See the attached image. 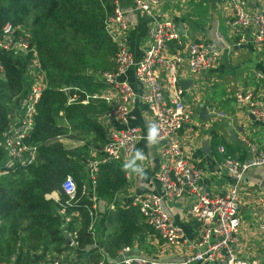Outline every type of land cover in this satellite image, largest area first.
Returning <instances> with one entry per match:
<instances>
[{
	"label": "built area",
	"instance_id": "1",
	"mask_svg": "<svg viewBox=\"0 0 264 264\" xmlns=\"http://www.w3.org/2000/svg\"><path fill=\"white\" fill-rule=\"evenodd\" d=\"M185 0H133L136 10H140L151 18L148 41L141 60H136L128 47L130 26L126 19V10L119 0H114L113 13L105 22V30L116 46L114 69L91 74L96 81L104 83L107 92L86 93L83 99L79 94L69 96L68 103L89 104L94 99L111 101L115 95L117 104L100 120L106 129L105 144L97 159L90 158L87 166L90 172L88 186L84 191L95 189L102 164H124L137 150L141 138L139 127L126 125L123 128L108 127L111 121L127 124L132 105L137 100L126 76L129 69H134L135 77L143 85L141 97L148 104L153 122L161 129L160 143L163 161L157 173L162 191L160 193H144L137 199V207L144 222L169 245H182L186 254L181 259H157L153 256L138 254L132 246L124 247L119 257L108 260L103 254L96 264H260L257 259H249L240 253V231L242 228V182L248 171L254 167H264V149L249 143V156L240 158L229 155L224 145L218 152L224 155L223 165L228 176L225 191L213 194L205 182V170L184 151L182 131L191 120V113L186 102V91L180 85L179 70L186 64L193 74L199 75L215 68L220 59V52L207 42L192 43L186 54L174 53L165 55L172 43L182 45V33L174 16L158 17V9L163 4H179ZM233 19L231 24L237 29H248L253 41L264 46V13H254L246 0H230ZM17 29L10 22L0 30V49L21 55H32V70L36 74L35 81L24 93L12 97L8 102V127L4 132L3 146L7 152V162L0 165V179L8 175L14 165H29L38 159V147L28 143L27 138L35 126L37 105L44 90L48 87V75L42 67L39 55L33 46L28 30L16 34ZM246 41L244 35L241 39ZM165 69L164 78L160 67ZM5 71L0 62V74ZM63 90L69 92L70 88ZM237 104L256 120L264 125V100L258 99L254 92L236 93ZM226 116L225 113H219ZM68 196L59 213L64 219V228L72 220L67 213V205L77 201L78 185L69 174L63 184ZM48 197L50 194L47 195ZM47 197V198H48ZM188 198L190 205L187 216L199 224L196 237L188 238L183 227L177 225L168 211L170 204L178 199ZM50 199V198H49ZM94 199V198H93ZM264 207V196L260 198ZM112 207H114L112 203ZM97 204L94 203L90 214L92 230L97 220ZM78 216V212H74ZM264 229V218L260 221ZM94 233V232H93ZM70 237L69 247L60 253H51L40 263L27 264H74L81 261L78 230L66 232ZM97 242H94V247ZM98 249V248H97ZM0 264H26L18 255L1 259ZM94 264V262L92 263Z\"/></svg>",
	"mask_w": 264,
	"mask_h": 264
},
{
	"label": "trees",
	"instance_id": "2",
	"mask_svg": "<svg viewBox=\"0 0 264 264\" xmlns=\"http://www.w3.org/2000/svg\"><path fill=\"white\" fill-rule=\"evenodd\" d=\"M113 2L0 0V30L8 22L17 29L16 34L28 30L49 78V85L37 105L35 126L27 138L28 143L38 147V159L29 165L15 164L14 169L0 179L1 259L14 254L26 264L40 263L46 260L47 254L70 248L66 232L75 230H78L80 248L88 251L94 264L103 254L112 260L110 256L135 241L153 253V249H148L147 236L155 230L144 222L138 207L121 208L115 215L100 207L101 201L109 204L127 185L120 164L100 167L96 190L100 218L89 230L93 200L87 193L82 194L89 153L85 147L67 149L60 141L69 131L58 124L61 118L84 134L100 130V125L90 116L91 104H68L69 96L62 89L70 88L71 96L79 94L82 99L87 92L103 88V84L88 72L96 74L114 69L116 46L105 30V22L113 13ZM0 62L5 67L0 74V165H4L7 162L3 139L8 127V102L13 96L24 94L35 81L36 74L32 70L31 54L0 49ZM227 150L228 154L233 152L228 147ZM69 174L77 181L78 200L66 206L72 220L64 228L59 209L68 200L62 184ZM54 192L59 194V201L47 198ZM94 231L101 236L102 250L94 247Z\"/></svg>",
	"mask_w": 264,
	"mask_h": 264
},
{
	"label": "crops",
	"instance_id": "3",
	"mask_svg": "<svg viewBox=\"0 0 264 264\" xmlns=\"http://www.w3.org/2000/svg\"><path fill=\"white\" fill-rule=\"evenodd\" d=\"M119 1L126 10V19L130 26L127 38L128 47L133 57L137 61L141 60L148 41L151 18L142 11L136 10L133 0ZM246 1L254 13H264V0ZM157 15L160 18L174 16L178 25L182 26L180 31L183 36V44L172 43L168 47V51L165 52L166 56L174 53L186 54L192 43L201 41L207 42L220 52L217 66L199 75L193 74L186 64L182 65L179 70V80L180 83L193 80L192 86L185 90L186 102L191 113V120L185 124L182 131L185 154L203 167L205 170L204 180L209 185L210 191L213 194H222L229 178L223 165L224 155L218 152V147L224 145L226 149L228 147L231 151L233 150V152L229 151V154L240 158L249 156V143L264 149V125L259 123L255 116L242 109L236 101V93L249 91L254 92L258 99L264 100V46L253 41L248 29H237L231 24L233 13L230 0H185L175 5L163 4L159 7ZM244 35L246 41L242 42L241 39ZM159 69L164 78V67L161 66ZM126 78L137 93V100L132 105L127 124L111 121L108 123V127L115 129L123 128L126 125L139 127L141 138L138 141L137 149L144 151L146 160L138 163H142L146 178L125 174L126 187L120 189L109 204L103 201L99 202L102 210L106 209L107 212L114 215L118 214L121 208L137 207V199L140 195L162 191L157 180V173L163 161L162 144L159 142L153 147H146L147 124L153 122L150 108L141 97L143 85L137 81L133 68L129 69ZM102 84L103 88H99L93 93H99L100 90L107 92L105 84ZM67 94L70 96V91ZM117 102L118 98L115 95L111 101L105 99L90 101L92 111L90 116L100 125V130L90 131L89 134H84L79 128L73 129L71 123L66 119L61 118L58 121L60 126L69 129L68 133L60 138L65 148L85 147L89 153L85 162L82 194L87 193L92 198L93 204L97 205V187L94 193L91 188H89L90 191L83 193L84 186H88L90 179L87 162L90 158H99L107 135L100 120ZM201 106L205 107L209 114L214 113V115L210 118H200ZM219 113H225L226 116ZM60 115H63V112ZM120 165L123 167V164ZM262 196H264V167H254L244 177L241 187L243 215L240 253L249 259H257L260 264H264V229L260 227V221L264 218V207L260 203ZM48 198L60 200V196L56 192L51 193ZM112 203L114 207H112ZM189 205L188 198H181L170 204L168 211L175 223L183 227L186 236L192 239L198 234L199 224L187 216ZM245 215L257 218V226L253 222L249 223ZM99 218L100 214L97 211L96 222ZM94 233L96 247L102 250L101 236L95 231ZM147 244L149 249H153L152 254L141 247L142 245L138 241L129 246H132L138 254H151L150 256L157 259H181L186 254L185 247L169 245L156 231L147 236ZM121 250L116 252L115 256L108 254L109 259L118 258ZM79 252L80 259L85 253L88 254V251L82 248ZM93 262V258L88 254V262L82 261V264H92Z\"/></svg>",
	"mask_w": 264,
	"mask_h": 264
},
{
	"label": "clouds",
	"instance_id": "4",
	"mask_svg": "<svg viewBox=\"0 0 264 264\" xmlns=\"http://www.w3.org/2000/svg\"><path fill=\"white\" fill-rule=\"evenodd\" d=\"M161 129L158 123L149 122L147 124V135L146 147H153L157 145L160 141ZM146 160V155L143 150L137 149L133 152L131 157L127 159L123 164V171L126 175H136L142 178H146L145 169L142 166V163Z\"/></svg>",
	"mask_w": 264,
	"mask_h": 264
},
{
	"label": "water",
	"instance_id": "5",
	"mask_svg": "<svg viewBox=\"0 0 264 264\" xmlns=\"http://www.w3.org/2000/svg\"><path fill=\"white\" fill-rule=\"evenodd\" d=\"M179 28L182 29V26H179ZM192 84H193V80H190V81H182L180 83V85L182 86V88L184 90H187L188 88H190L192 86ZM200 112H201L200 113V118H202V119L210 118V117H212L214 115V113L209 114L206 111L205 107H203V106H201V111Z\"/></svg>",
	"mask_w": 264,
	"mask_h": 264
},
{
	"label": "rangeland",
	"instance_id": "6",
	"mask_svg": "<svg viewBox=\"0 0 264 264\" xmlns=\"http://www.w3.org/2000/svg\"><path fill=\"white\" fill-rule=\"evenodd\" d=\"M113 43V42H112ZM114 56H115V54H114ZM113 62H114V57H113ZM49 80V79H48ZM245 218L247 219V221L249 222V223H254V225L255 226H257V218H255V217H252V218H250L249 216H246L245 215ZM149 236V235H148ZM149 249V248H148ZM151 249V248H150ZM80 258V257H79ZM82 261H84V262H88V254L87 253H85L84 255H83V257H82V259H81ZM82 261L79 263H74V264H82Z\"/></svg>",
	"mask_w": 264,
	"mask_h": 264
}]
</instances>
